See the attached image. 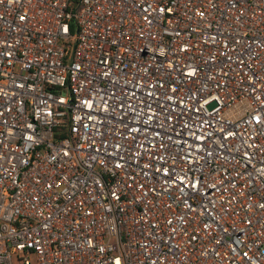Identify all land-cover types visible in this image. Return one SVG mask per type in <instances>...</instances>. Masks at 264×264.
I'll list each match as a JSON object with an SVG mask.
<instances>
[{
	"label": "built area",
	"instance_id": "built-area-1",
	"mask_svg": "<svg viewBox=\"0 0 264 264\" xmlns=\"http://www.w3.org/2000/svg\"><path fill=\"white\" fill-rule=\"evenodd\" d=\"M264 264V0H0V264Z\"/></svg>",
	"mask_w": 264,
	"mask_h": 264
},
{
	"label": "rangeland",
	"instance_id": "rangeland-1",
	"mask_svg": "<svg viewBox=\"0 0 264 264\" xmlns=\"http://www.w3.org/2000/svg\"><path fill=\"white\" fill-rule=\"evenodd\" d=\"M14 264V263H13Z\"/></svg>",
	"mask_w": 264,
	"mask_h": 264
}]
</instances>
